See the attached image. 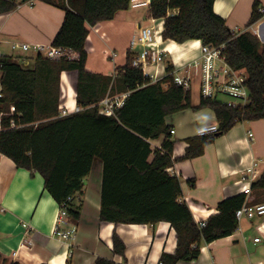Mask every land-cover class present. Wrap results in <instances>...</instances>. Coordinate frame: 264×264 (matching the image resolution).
<instances>
[{"label":"trees","instance_id":"obj_1","mask_svg":"<svg viewBox=\"0 0 264 264\" xmlns=\"http://www.w3.org/2000/svg\"><path fill=\"white\" fill-rule=\"evenodd\" d=\"M27 1L21 0V3ZM43 1L65 13L52 46L71 49L77 57L50 60L37 54L32 69L23 67L18 58H2L0 153L12 159L19 169L39 173L44 178L45 190L60 207L66 206L67 213L74 218L79 217V212L72 207L74 200L67 199L83 192L84 180L94 160L100 159L103 162L100 221L170 223L177 235V247L174 254H162L161 264L195 261L201 255L203 243L233 235L238 227L236 211L245 202L246 194L221 200L219 213L200 227L188 205L179 201L180 180L168 173L174 164L175 143L166 118L188 109L209 108L215 113L218 131L189 139L184 160L202 156L209 144L238 123L264 120V47L259 39L250 32L236 35L214 12L215 0H151V17L164 21V41L184 44L197 40L214 48L223 47L226 63L246 73L250 94L246 105L231 108L219 97L211 99L201 95L199 103L193 105L192 89L185 91L174 83V66L170 61L168 74L156 82L133 67L130 52L126 64L116 68L114 76L87 70L85 45L89 28L129 10L130 0ZM17 6L14 1L0 0V15L13 12ZM171 10L178 13L170 15ZM262 18L257 0L247 26ZM65 71L78 74L76 100L81 111L61 116L60 84ZM121 94L126 98L113 115L100 113L104 99ZM11 121L16 127H11ZM162 136L161 147L154 149L150 141ZM190 184L195 187V182ZM252 188L264 190V173ZM113 244L114 253L124 256L126 246L117 235L113 237ZM0 264L19 263H8L0 255ZM96 264L114 263L99 258Z\"/></svg>","mask_w":264,"mask_h":264},{"label":"crops","instance_id":"obj_2","mask_svg":"<svg viewBox=\"0 0 264 264\" xmlns=\"http://www.w3.org/2000/svg\"><path fill=\"white\" fill-rule=\"evenodd\" d=\"M256 1L215 0L213 10L236 35L250 32L264 47V0H258L263 18L247 26ZM177 13V10L169 12L170 15ZM64 16L63 10L43 0H33L32 5L24 3L13 12L0 15V46L9 47L11 42L52 45ZM140 27L158 31L160 46L167 49L166 59L176 66L200 55L201 41L184 44L164 41L162 19L152 18L149 7L130 8L118 12L111 21L89 28L85 45L87 70L114 76L116 68L126 64L128 52L135 58L141 51V47L130 48V40ZM19 55V59L26 60L21 64L23 67L34 68L29 64L33 59L35 65L34 55ZM165 76L166 73L161 78ZM77 81L76 71L61 74L60 113L62 110L76 113L77 108L81 111L76 100ZM191 95L192 104L197 105L200 100L197 81L193 82ZM123 97L121 94L107 98L116 101ZM102 102L100 107L104 109L106 106ZM166 124L175 131L172 134L174 164L168 173L180 180L182 196L179 201L188 205L198 225L219 213L221 200L244 194L247 187L251 189L246 196L250 204L264 203V190L252 188L264 173V120L238 123L209 144L202 156L191 160L182 159L187 142L199 136L200 129L218 126L214 111L209 108L184 110L168 116ZM249 133L253 134L252 138ZM163 138L150 141L152 147L160 148ZM190 181L195 182V187ZM44 185V178L39 173L19 169L12 159L0 153V255L8 263L96 264L97 259L103 258L114 264H161L164 252L175 253L177 235L168 222L144 225L100 221L103 185L100 159L94 160L91 172L84 180L83 192L73 201L72 207L79 212L78 218L68 214L59 223L60 206ZM24 223L29 225L28 231L22 227ZM57 228L62 231L76 229V238L70 247L67 241L53 234ZM114 235L126 246L124 256L114 253ZM256 238L260 241L255 242ZM178 264H264V216L243 218L233 235L203 243L197 260Z\"/></svg>","mask_w":264,"mask_h":264},{"label":"built area","instance_id":"obj_3","mask_svg":"<svg viewBox=\"0 0 264 264\" xmlns=\"http://www.w3.org/2000/svg\"><path fill=\"white\" fill-rule=\"evenodd\" d=\"M3 1H14L18 3L17 8L24 4L21 0H3ZM26 4H33V0L25 2ZM151 0H130V8H142L149 7ZM160 37L158 31L151 27L142 28L140 27L137 32L132 36L130 40V48L135 49L141 47V51L138 52L136 57L133 59L132 65L135 68L142 70L145 76L150 77L154 82L162 79V74H168L167 67L169 60L166 59L167 49L161 48ZM11 49L25 54L30 51H34L36 54H41L50 60H59L63 57L68 59H75L77 54L68 48L54 47L52 45L42 44H30L25 42H11ZM223 47L214 48L209 45L202 44L199 48L200 55L198 58L183 62L176 66V63H172L174 70L172 74L174 76V83L182 87L185 91L191 90L193 82L197 81L200 86V95L203 98H215L225 96L228 100H225L228 107L234 108L238 104L246 105L250 100V94L246 86L247 76L244 70H235L231 68L225 60L222 54ZM115 57L116 53H112ZM2 56H0V98L4 96V84H3V70H2ZM126 98L124 95L123 99L113 101L106 98L102 103L106 108L101 109L100 113L111 116L116 108L123 105V101ZM80 109L77 108L76 112ZM11 112H14V108H11ZM61 116L69 115L67 110H62ZM2 117L3 113H0V131L2 130ZM10 125L12 128L16 127L15 122L11 121ZM218 131V126L204 127L198 131L199 136L213 134ZM175 131L171 130V134ZM249 137L252 138L253 134L249 133ZM256 178V175L253 176ZM251 193L250 187H247L244 194L249 195ZM75 196L68 197L67 201L72 202ZM66 206L60 207L59 211V223L63 217L67 216ZM264 216V203L261 204H250L246 198L243 205L236 211L237 221H241L243 218L254 219L255 217ZM206 222L199 224L200 227H204ZM22 227L28 231L29 225L24 223ZM53 234L58 236L60 239L67 241L69 247L71 241L76 238V229L69 231H62L58 228L53 231ZM260 238H256L255 242H259ZM31 242V241H30ZM29 242V243H30Z\"/></svg>","mask_w":264,"mask_h":264},{"label":"rangeland","instance_id":"obj_4","mask_svg":"<svg viewBox=\"0 0 264 264\" xmlns=\"http://www.w3.org/2000/svg\"><path fill=\"white\" fill-rule=\"evenodd\" d=\"M144 10H145V8L141 9V11H144ZM19 54H20L19 52L12 50L10 46L9 47L8 46L5 47L4 45L0 46V55H3V56H15V58L16 57L18 58V57H21V55H19ZM26 54H32V55H34V57H36V54H35L34 51H30V52H28ZM117 54H119V53H117ZM18 61L22 65L26 62V60L23 59V58L22 59L18 58ZM29 61H30L29 64L33 67L34 66V60L31 59ZM219 98L222 99L223 101L224 100H228V98L225 97V96H220Z\"/></svg>","mask_w":264,"mask_h":264}]
</instances>
